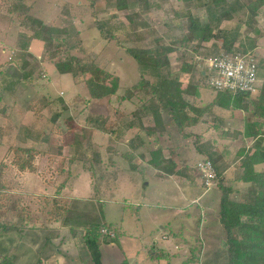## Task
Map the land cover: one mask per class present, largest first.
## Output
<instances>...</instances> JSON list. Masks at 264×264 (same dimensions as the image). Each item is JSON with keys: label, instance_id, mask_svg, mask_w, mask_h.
<instances>
[{"label": "rangeland", "instance_id": "1", "mask_svg": "<svg viewBox=\"0 0 264 264\" xmlns=\"http://www.w3.org/2000/svg\"><path fill=\"white\" fill-rule=\"evenodd\" d=\"M116 1L23 0L19 5L18 0H0V79L7 87L0 99V207L5 203L0 208V226L16 225L9 232L0 227V243L19 264H95L84 234L89 225L106 221L121 235L100 242L103 264H182L192 252L188 264H229L227 235L220 222V189L216 182L207 189L196 167L204 158L199 150H217L221 153L218 163L232 188L231 199H244L250 184L242 179V162L255 141L241 134L244 111L212 107L204 115L207 125L189 127L183 135L164 112V142L174 150L170 154L166 148L164 153L173 155L171 159L182 172L169 176L148 162L151 150L160 143L156 140L160 127L149 134L153 118L141 109L150 98L148 90H134L130 99L119 98L141 77L127 48L153 47L156 39L173 43L183 33L179 25L184 13L206 19V13L218 14L222 9L210 4L211 0L208 11L199 9L202 0H126L128 8L120 10ZM227 1L223 10H229L232 18L218 24L215 32L219 36L213 42L204 48L190 42L172 54L171 65L179 74L181 88L199 86V96L189 97L198 105L215 99V91L204 85L203 72L208 58L224 51V36L236 39L234 47L257 54L264 73V7L253 16L245 7L249 0ZM25 13L66 33L56 36L64 40L59 50L49 42L32 39L31 51L40 57L34 62L40 78L12 87L8 80L21 77L23 51L18 45L22 33L31 34L20 24ZM68 56L95 63L112 75V82L118 79L115 96L88 103L85 81L92 73L73 78L54 64L58 59L67 61ZM177 56L180 61L196 63L192 73H179ZM260 93L244 98L247 115L261 103ZM60 100L68 109L52 121L57 108L62 109L56 105ZM91 116L98 118L107 133L93 129ZM214 116L222 118L225 126L215 129ZM131 141L134 150H130ZM18 147L36 150L34 171L18 169L13 161ZM129 151L133 155L126 157ZM261 168L264 164L257 166ZM64 217L70 225L62 222ZM154 249L179 256L170 262L151 259L149 253Z\"/></svg>", "mask_w": 264, "mask_h": 264}, {"label": "trees", "instance_id": "2", "mask_svg": "<svg viewBox=\"0 0 264 264\" xmlns=\"http://www.w3.org/2000/svg\"><path fill=\"white\" fill-rule=\"evenodd\" d=\"M202 1L203 7L199 8L201 10L204 9V11H208L210 8L208 6L210 4L222 10L219 11L218 14H214L213 12L206 13V19H202V16L200 15L195 16L188 12L184 13V21H181V25H179L183 29V33L181 36L176 37L173 43L165 44L163 40L156 39L153 47H130L126 49L128 54L138 63L141 77L138 83L131 86L126 96L119 98L122 100L125 98L130 99L132 91L138 90L139 92L148 90L150 98L141 109L147 111L148 115L154 119V127L148 129L149 134H154L156 132L159 124L162 122L161 119L164 112L171 117V125L183 135L186 134L185 130L187 128L194 127L200 123H207L204 115L211 112L212 107H218L223 110L239 108L244 111L245 115L243 118V130L241 134L244 138H254L255 141L252 146L253 151L245 154L242 162V167L244 168L242 179L245 183L250 184L243 200L238 201L231 199V185L226 182V178L224 177L223 171L218 163L221 153L217 150L211 152L199 150V153L204 157V160H210L213 163L217 173L215 182L220 189V222L227 235L226 243L229 249V264H264V168L257 169L258 165L264 164L263 67L259 61V76L263 79V83L259 88V92H261L259 99L263 105L258 103L252 113L247 115L249 109L247 105L243 104V100L245 97H250L252 95L251 93H233L228 90L215 91L216 96L212 103L198 105L195 100H190L189 97L193 96L192 98H196L199 96V86L189 84L185 89H182L179 74L173 71L171 65L172 54H177L182 49L187 48L190 42H197L201 48H204L205 43L213 42V40L219 36V33L215 32L218 24L223 19L232 18L229 10H223V6L229 5L227 0H211V3L209 0ZM22 2L23 0H18L19 5ZM116 6L120 10L128 8L126 0H117ZM245 7L250 10V13L253 16H257L259 10L264 7V0H249ZM186 22L188 23L187 25H185ZM213 23L216 25L213 26ZM20 24L25 30L31 31L30 35L22 33L23 41H20V44L18 45L19 49L23 51V54L20 57L22 63L20 64L19 69L21 81H24L27 84H33L40 78L39 75H36L37 70L34 64V62L39 60L40 57L30 50L31 40L39 39L41 41L49 42L59 50V48H62L64 40L59 41L56 36L65 34L66 30L44 23L39 18L31 16L28 13L22 15ZM99 28L102 29V25H99ZM235 40V38L223 37L222 44L225 48V52H241L256 55L248 48L241 49L239 47H234ZM174 43L178 44V46H175ZM57 56V53L52 54V58ZM177 58L179 61L181 60L180 56H177ZM180 62L179 73L193 72L194 65L196 64L195 62L191 64L186 63L185 61ZM54 64L59 72H70L73 78L77 77L78 74L84 75L92 73L91 77L87 78L85 81L89 93V96L87 97L88 103L92 100L100 101L106 97L115 96L118 91L119 85L118 82H116L118 79L112 82L114 80L112 75L95 63H87L80 61L74 56H68L67 61L58 59ZM146 76L152 77L153 80ZM4 90L5 88L0 83L1 101L4 96ZM56 105H61L62 109H60V107L57 108L58 112H55V115L51 117L52 121L59 119V116H61L63 112L62 110H67L69 106L64 100H60ZM89 118L90 123L94 124L93 129L107 133L108 130L102 127L103 124L97 121L98 118L92 116ZM213 121L216 122L213 123V126L216 129H221L225 126L223 119L220 117L214 116ZM164 132L165 130L161 131L158 128L159 134H157L158 137H156V140L157 138L160 139V143L155 149L151 150V159L148 162L169 176L181 175L182 172L177 168V163L173 161L174 159H171L174 158L173 155L172 157H167V159L164 157V149L168 148L170 154L174 151L169 148L165 142L163 143L164 140L162 141V139L164 138ZM226 134V131H224L223 135ZM129 146L130 150L136 148L133 141L129 143ZM15 153L16 158L13 161L20 171L35 170L33 163L36 150H34L33 147H18ZM131 155H133L132 151L125 154L126 157ZM1 173L2 172H0V176ZM56 197L57 196L54 194L53 200L55 204L58 202V200H55ZM3 203L0 208L4 207L5 203ZM55 219H57L56 216ZM11 220L13 221V219ZM65 220V217L62 218V222H65ZM65 223L69 224V221H66ZM0 227L1 230L5 232L16 229V225L8 222ZM103 228L113 231L114 235L111 236L108 233H103ZM75 230L74 227H71V231L74 232ZM120 235L121 233L118 228H114L111 223L106 221L89 225L84 234V242L88 246L95 264H102L99 252L100 242L108 243L117 240L120 238ZM0 247L4 250L2 251L0 249V264H19L17 258L7 252V250L2 247L1 243ZM178 256V253L169 254L160 249H154L149 253V258L151 259L167 260L168 262H170L172 257L174 258ZM192 256L193 252L189 260L183 261L182 264H188V262L193 259Z\"/></svg>", "mask_w": 264, "mask_h": 264}, {"label": "built area", "instance_id": "3", "mask_svg": "<svg viewBox=\"0 0 264 264\" xmlns=\"http://www.w3.org/2000/svg\"><path fill=\"white\" fill-rule=\"evenodd\" d=\"M207 68L203 75L205 86L213 91H231L233 93L257 92L262 85L259 76V65L255 55L241 52H225L211 56L207 60ZM201 172L203 184L206 188L214 185L217 173L210 160H201L197 164ZM103 233L114 235L113 231L107 228L102 229Z\"/></svg>", "mask_w": 264, "mask_h": 264}, {"label": "crops", "instance_id": "4", "mask_svg": "<svg viewBox=\"0 0 264 264\" xmlns=\"http://www.w3.org/2000/svg\"><path fill=\"white\" fill-rule=\"evenodd\" d=\"M30 50H31V48H30ZM256 55H257V54H256ZM258 61H259V59H258ZM1 75H2V74H0V77H1ZM2 78H3V77H2ZM2 78H1V79H2ZM13 78H14L13 80H10V79L8 80V84H9V86L12 85V87H14V86L16 87V85H20V84H22L23 81H21V77L19 78V76H17V77H14V76H13ZM18 78H19V79H18ZM260 78H261V80H262V82H263V79H262L261 76H260ZM1 79H0V83H1V85H2V86L5 88V90H6L7 87H5V85H4V83H2V80H1ZM26 84H27V83H26ZM8 88H9V87H8ZM5 90H4V93H5ZM164 114H165V113H163L162 116H164ZM243 118H244V115H242V124H243ZM163 121H164V120H162V122H163ZM162 122H161V123H162ZM161 123L159 124L160 130H161V131H164L163 123H162V124H161ZM209 123H210V122H209ZM227 123H228V122H226V124H227ZM152 124L154 125V119H153V123H152ZM201 124H202V125H207L208 123H201ZM201 124H198V125H201ZM212 127H213V126H212ZM214 128H215V127H214ZM215 129H216V128H215ZM159 133H161V132H159ZM159 133H158V134H159ZM162 138H163V137H162ZM162 138H161V139H162ZM164 138H165V137H164ZM164 138L162 139V141L164 140ZM163 142H164V141H163ZM212 142H213V140H212ZM164 152H166L165 149H164ZM164 157L167 158V153H164ZM177 166H178V165H177ZM157 172L160 174V171L157 170ZM161 173H162V172H161ZM207 189H208V188H207ZM102 264H103V261H102Z\"/></svg>", "mask_w": 264, "mask_h": 264}]
</instances>
